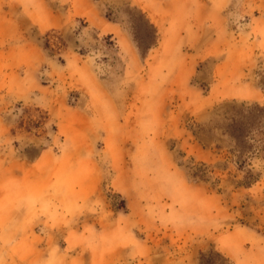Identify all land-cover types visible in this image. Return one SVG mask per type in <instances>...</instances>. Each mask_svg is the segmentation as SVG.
Listing matches in <instances>:
<instances>
[{
	"label": "rangeland",
	"instance_id": "obj_1",
	"mask_svg": "<svg viewBox=\"0 0 264 264\" xmlns=\"http://www.w3.org/2000/svg\"><path fill=\"white\" fill-rule=\"evenodd\" d=\"M0 264H264V0H0Z\"/></svg>",
	"mask_w": 264,
	"mask_h": 264
}]
</instances>
